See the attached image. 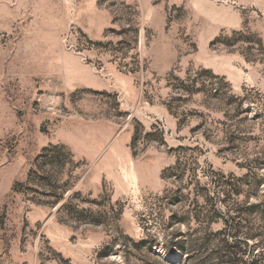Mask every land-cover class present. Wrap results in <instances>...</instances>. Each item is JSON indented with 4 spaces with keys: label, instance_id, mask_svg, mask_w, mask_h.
Here are the masks:
<instances>
[{
    "label": "rangeland",
    "instance_id": "1",
    "mask_svg": "<svg viewBox=\"0 0 264 264\" xmlns=\"http://www.w3.org/2000/svg\"><path fill=\"white\" fill-rule=\"evenodd\" d=\"M0 264H264V0H0Z\"/></svg>",
    "mask_w": 264,
    "mask_h": 264
},
{
    "label": "trees",
    "instance_id": "2",
    "mask_svg": "<svg viewBox=\"0 0 264 264\" xmlns=\"http://www.w3.org/2000/svg\"><path fill=\"white\" fill-rule=\"evenodd\" d=\"M47 151H49V150H45V152H47Z\"/></svg>",
    "mask_w": 264,
    "mask_h": 264
},
{
    "label": "bare ground",
    "instance_id": "3",
    "mask_svg": "<svg viewBox=\"0 0 264 264\" xmlns=\"http://www.w3.org/2000/svg\"><path fill=\"white\" fill-rule=\"evenodd\" d=\"M163 257H165V255H163Z\"/></svg>",
    "mask_w": 264,
    "mask_h": 264
}]
</instances>
